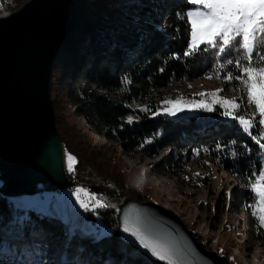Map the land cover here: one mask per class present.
I'll list each match as a JSON object with an SVG mask.
<instances>
[{"label":"trees","instance_id":"1","mask_svg":"<svg viewBox=\"0 0 264 264\" xmlns=\"http://www.w3.org/2000/svg\"><path fill=\"white\" fill-rule=\"evenodd\" d=\"M25 1L1 0V4L13 11ZM189 8V0H76L67 38L51 67L49 96L62 143L64 172L72 183L69 189L83 188L109 205L85 213L87 218L98 219L103 229L61 223L48 212L31 205L14 206V199L0 195V264H57L52 261L54 254L64 257L63 264H158L118 240L116 216L126 199L125 191L103 176L90 175L87 166L83 170L85 144L71 145L62 130L61 95L73 106L76 117L131 159L152 160L172 148L174 153L158 166L161 175L182 177L187 163L202 167L208 162L224 168L248 190L253 174L264 167L262 152L252 138L258 136V126L249 135L234 120L205 121L212 112L204 119L187 120L151 114L165 99L178 98L175 89L194 80L219 83L232 94L242 89L236 81L206 78L219 71L214 51L184 56L190 40L185 16ZM226 58H235V54ZM229 70L238 74L225 64L223 71ZM129 117L132 124L127 123ZM146 139L151 143L145 145ZM69 154L77 161L74 172L68 171ZM45 190L44 184L37 185L34 195L41 196ZM245 193L250 218L253 194ZM11 228L20 235L13 232L17 241L23 240L24 249L8 240L5 233ZM36 236L43 242H35Z\"/></svg>","mask_w":264,"mask_h":264},{"label":"water","instance_id":"2","mask_svg":"<svg viewBox=\"0 0 264 264\" xmlns=\"http://www.w3.org/2000/svg\"><path fill=\"white\" fill-rule=\"evenodd\" d=\"M76 0H27L0 16V175L3 197L32 196L72 186L49 96V76L65 42ZM96 193V189H91ZM127 200L117 210V238L148 260L159 261L123 231L125 220L174 253L177 264H223L206 253L177 217L158 206ZM151 209V210H150ZM165 214V215H164ZM213 258V259H212Z\"/></svg>","mask_w":264,"mask_h":264},{"label":"rangeland","instance_id":"3","mask_svg":"<svg viewBox=\"0 0 264 264\" xmlns=\"http://www.w3.org/2000/svg\"><path fill=\"white\" fill-rule=\"evenodd\" d=\"M189 4L191 5L189 10L196 7L190 2ZM10 12L12 10L2 5L0 0V16ZM92 18L98 21L97 15L92 16ZM190 42L191 34L189 44ZM221 89L223 90V87L219 83L209 80H194L187 87L178 88L175 91L178 93V98L198 101L202 99L199 93L211 94ZM221 95L227 99L239 100L243 98L244 105L241 111L248 116L252 115V109L247 106L243 89L233 94L223 90ZM61 101L58 113L61 111L64 113L61 119L63 122L62 130L68 141L72 142L71 145L85 144L81 151L85 158L83 168L87 166L90 175L103 176L104 181L113 182L115 188L123 189L126 195L124 201H135L146 209H149V206H158L164 212L177 217L183 227L192 234L193 239L202 246L203 250L213 255V258H220L223 264H264V242L261 241L262 238L264 239V230L260 229L259 223L253 217L252 209L249 206L248 208L251 210L250 218L248 217L246 201L243 198L245 192L253 194L249 187L246 190L224 168L208 162H205L202 167L193 162L187 163L185 175L182 177L163 176L159 173L158 166L161 164V160L174 153L172 148H167L158 158L152 160L139 157L131 159L125 156L116 144L96 135L83 119L76 117L73 113V106L68 103L65 95H61ZM219 109L221 108L217 106L210 117L208 115L211 112L193 111L179 113L170 118L187 120L189 117L204 119L207 116L209 118H206L205 121L211 123L232 120L224 116L223 110ZM239 127L241 128L240 125ZM262 160L264 166V153H262ZM83 170L85 171L86 168ZM141 178L144 179V185L142 189H138L134 187V184ZM76 189L45 190L41 196H22L12 199L15 200L14 206L31 205L39 211L48 212L58 218L61 223H67L71 226L84 224L86 229H92L91 227L103 229L98 219L86 217L85 213L90 210H85L80 206L75 195ZM82 199L87 202V197L82 196ZM8 232L10 233H5L9 237L8 240L17 243L19 246L22 245L21 248L24 249L23 244H20L23 240L17 241L13 236V228ZM14 234L20 236L15 232ZM34 240L35 242H43L42 237L39 236H36ZM132 249L136 251L134 248ZM63 258L58 254L52 255V261L57 264H63ZM105 264L107 263L105 262Z\"/></svg>","mask_w":264,"mask_h":264},{"label":"snow or ice","instance_id":"4","mask_svg":"<svg viewBox=\"0 0 264 264\" xmlns=\"http://www.w3.org/2000/svg\"><path fill=\"white\" fill-rule=\"evenodd\" d=\"M189 2L196 7L185 14L190 25L191 42L184 56L190 57L201 51H214L218 58L219 71L215 76L206 78L223 79L228 83L236 81L243 89L252 115L248 116L241 111L244 105L243 98L239 100L224 98L221 95L222 89L211 94L199 93L202 99L198 101L184 98L166 99L160 109L151 114L175 117L183 112H212L218 106L223 110L222 114L237 121L245 133L252 135L253 128L257 126L260 128V134L253 135L252 138L264 153V0H189ZM230 53L235 54V58H226ZM221 58L226 59L220 62ZM225 64L234 67L238 74L234 75L231 70L224 72ZM133 122L132 117L127 119L128 124ZM148 143H151V140L146 139L144 144ZM217 147L220 148L219 145ZM66 160L68 171L74 172L76 158L69 154ZM253 175L254 178L248 187L253 193L254 202L249 207L260 229L264 230V167ZM75 195L85 210L95 211L97 208L109 206L83 188L76 189ZM82 196L87 197V202ZM123 231L134 236L140 246L159 261L177 264L171 249L149 239L127 219Z\"/></svg>","mask_w":264,"mask_h":264},{"label":"clouds","instance_id":"5","mask_svg":"<svg viewBox=\"0 0 264 264\" xmlns=\"http://www.w3.org/2000/svg\"><path fill=\"white\" fill-rule=\"evenodd\" d=\"M144 185V179L141 178L139 181H137L135 184H134V187L138 188V189H142Z\"/></svg>","mask_w":264,"mask_h":264}]
</instances>
